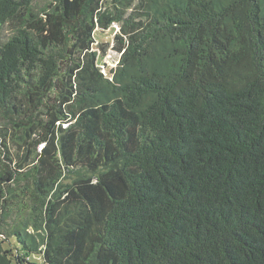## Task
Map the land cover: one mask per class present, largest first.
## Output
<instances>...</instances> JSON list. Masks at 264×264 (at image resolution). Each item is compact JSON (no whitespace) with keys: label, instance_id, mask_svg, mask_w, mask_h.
<instances>
[{"label":"trees","instance_id":"obj_1","mask_svg":"<svg viewBox=\"0 0 264 264\" xmlns=\"http://www.w3.org/2000/svg\"><path fill=\"white\" fill-rule=\"evenodd\" d=\"M3 30L0 264H264V0H0Z\"/></svg>","mask_w":264,"mask_h":264},{"label":"rangeland","instance_id":"obj_2","mask_svg":"<svg viewBox=\"0 0 264 264\" xmlns=\"http://www.w3.org/2000/svg\"><path fill=\"white\" fill-rule=\"evenodd\" d=\"M119 31V26L115 25L114 28L112 27L111 30L105 31L104 33H98L97 39H98V46L101 47L102 45L105 46V49L107 52L105 55V63L107 64V71H109L112 68H115L117 66V59H119L118 55L113 51V38L115 36V32ZM8 36V31L3 30L0 35V41L6 40ZM96 44V45H97ZM110 47H109V45ZM103 54V52H102Z\"/></svg>","mask_w":264,"mask_h":264}]
</instances>
